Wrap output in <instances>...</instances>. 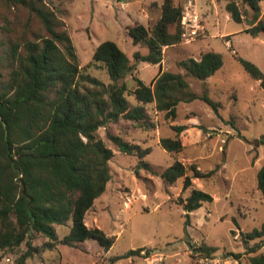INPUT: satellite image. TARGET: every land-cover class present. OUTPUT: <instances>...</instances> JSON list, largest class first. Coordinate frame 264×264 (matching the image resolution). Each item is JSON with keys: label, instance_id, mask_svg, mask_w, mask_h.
<instances>
[{"label": "rangeland", "instance_id": "obj_1", "mask_svg": "<svg viewBox=\"0 0 264 264\" xmlns=\"http://www.w3.org/2000/svg\"><path fill=\"white\" fill-rule=\"evenodd\" d=\"M174 1L182 5L183 12L186 0ZM193 1L190 13L198 15L203 29L191 40L181 38L177 44L164 46L161 68L184 74L178 66L179 60L199 58L201 52L208 50L220 53L222 66L204 81L186 76L192 92L202 95L205 91L219 102L218 112L203 100L194 99L179 102L176 118L171 120L150 103L145 108L153 127L143 128L121 118L117 123L98 128L97 135L114 153L108 162L111 178L105 191L87 210L84 220L86 225L97 226L115 236L114 244L105 251L95 240L86 239L74 246L58 243L53 249H45L42 244L48 238L34 232L19 247L0 249V264H250V256L264 255V236L249 240L248 246L262 244L254 253H245L241 238V232L264 224V195L257 188L256 177L264 164V87L236 58L251 61L264 73V33L251 36L245 30L252 18L251 12L242 22L234 21L225 9V0ZM43 2L63 21L82 72L110 82L104 66L92 63L96 46L109 39L127 53L134 66L133 74L146 84L158 73L159 64L134 60L135 51L144 54L147 48L133 44L125 30L135 22L151 26L160 16L162 0ZM260 8L262 12L264 1ZM174 29L170 27L171 31ZM39 33H43L42 24L28 8L0 0V41L7 44L9 40L30 39ZM124 80L129 86L126 98L134 105L136 100L130 93L134 81L131 75ZM176 124L186 125L178 135L184 147L180 152H167L159 140L176 137L172 128ZM106 131L150 147L151 151L143 159L155 173L138 169V158L120 152L107 138ZM175 159L185 165L195 164L202 171L217 165L219 169L208 178H192V186L182 191V177L172 184H164L159 176ZM193 187L209 193L213 201L203 202L191 211L190 223L186 225V211L177 199L185 198ZM70 225V220L65 225H54L59 239L68 233ZM202 244L213 246L216 251L200 254L197 248ZM140 247L149 250L148 256H124ZM230 253L241 256L237 258ZM114 257L118 258L113 260Z\"/></svg>", "mask_w": 264, "mask_h": 264}, {"label": "trees", "instance_id": "obj_2", "mask_svg": "<svg viewBox=\"0 0 264 264\" xmlns=\"http://www.w3.org/2000/svg\"><path fill=\"white\" fill-rule=\"evenodd\" d=\"M12 6L26 7L36 15L43 33L33 38L0 41V249H13L31 235L40 233L48 238L42 244L53 249L58 243L74 246L86 239L95 240L105 251L115 242L97 226L85 223V214L100 196L111 178L109 160L114 155L97 135L100 127L124 118L140 127H153L145 105L153 104L171 120L176 118L179 102L201 99L218 112L219 102L204 91L198 95L190 90L186 76L205 80L222 64L220 53L208 50L199 58L178 61L185 73L162 70V48L177 44L181 39L182 5L174 0H162L160 16L151 26L135 22L126 26L132 43L142 44L147 52L133 53L136 62L159 64L155 77L146 84L133 74L134 66L126 52L113 40L101 41L93 51L92 63H101L110 82L82 72L79 57L63 21L43 0H1ZM231 19L242 22L251 12V36L264 33V0H225ZM174 26L173 31L170 27ZM244 70L264 87V73L251 61L236 56ZM131 75L134 87L130 93L136 104L126 98L129 86L124 80ZM176 137H162L160 146L167 152H180L184 144L179 133L184 124L172 125ZM205 131V128H203ZM107 138L120 152L138 158L137 168L155 173L143 158L151 151L106 131ZM219 169L217 165L202 171L195 164L185 165L175 159L159 176L164 184L183 178L182 191L192 186V178H208ZM138 170H136L137 173ZM257 188L264 195V164L258 169ZM177 201L183 204L185 224L190 212L213 197L199 188ZM71 225L67 234L58 238L54 225ZM234 233V231H232ZM264 236V224L249 232H241L245 253L256 252L262 244L248 246L249 240ZM200 254L216 251L202 244ZM142 251H145L142 253ZM148 256L143 247L129 250L124 256ZM29 255V252L26 253ZM240 257V253H230ZM118 257H114L116 260ZM250 264H264V255L249 258Z\"/></svg>", "mask_w": 264, "mask_h": 264}, {"label": "built area", "instance_id": "obj_3", "mask_svg": "<svg viewBox=\"0 0 264 264\" xmlns=\"http://www.w3.org/2000/svg\"><path fill=\"white\" fill-rule=\"evenodd\" d=\"M193 0H186L185 10L182 12L180 24H181V38L183 40H191L199 35L202 30L201 23L199 22L198 15L195 12L190 13V5L193 4Z\"/></svg>", "mask_w": 264, "mask_h": 264}, {"label": "crops", "instance_id": "obj_4", "mask_svg": "<svg viewBox=\"0 0 264 264\" xmlns=\"http://www.w3.org/2000/svg\"><path fill=\"white\" fill-rule=\"evenodd\" d=\"M205 1V0H204ZM206 3V2H205ZM261 3V2H260ZM196 7L198 8V6H197V3H196ZM159 10H160V8H159ZM199 10V9H198ZM262 11H264V10H262ZM201 15H202V17L205 15L204 14V10H203V12L201 13ZM157 20V19H156ZM230 41V40H229ZM231 46V45H230ZM163 70V69H162Z\"/></svg>", "mask_w": 264, "mask_h": 264}]
</instances>
